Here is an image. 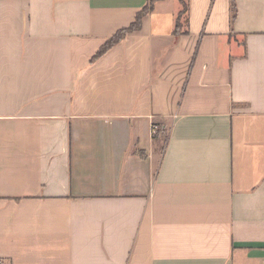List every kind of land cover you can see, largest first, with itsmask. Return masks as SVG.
Masks as SVG:
<instances>
[{"label": "crops", "instance_id": "crops-1", "mask_svg": "<svg viewBox=\"0 0 264 264\" xmlns=\"http://www.w3.org/2000/svg\"><path fill=\"white\" fill-rule=\"evenodd\" d=\"M183 1L0 0V264H264V0Z\"/></svg>", "mask_w": 264, "mask_h": 264}, {"label": "trees", "instance_id": "trees-1", "mask_svg": "<svg viewBox=\"0 0 264 264\" xmlns=\"http://www.w3.org/2000/svg\"><path fill=\"white\" fill-rule=\"evenodd\" d=\"M181 3V10L178 14V16L182 15L184 12H186V4L183 0H180ZM148 10V6H145L142 10H140L136 16H135V20L131 23L130 26H128L127 28H123L118 30L115 34H113L111 37H109L103 44L102 46L96 51V53L91 57V61L97 59L98 57H100L101 55H103L108 49H110L114 44H116L117 42H119L128 32L133 31L135 29L138 28L141 17L144 13H146V11ZM235 16V6L234 3L231 2V15L230 18L233 19ZM179 18V17H178ZM177 18V20H178ZM175 28L173 31V35L177 36L178 32L176 27L178 26V22H176L175 24ZM155 127V129L153 130L154 132V136L161 133L162 131H165L162 129V126L160 125V123L154 122L153 125ZM164 138L167 137L166 132L163 134Z\"/></svg>", "mask_w": 264, "mask_h": 264}, {"label": "built area", "instance_id": "built-area-1", "mask_svg": "<svg viewBox=\"0 0 264 264\" xmlns=\"http://www.w3.org/2000/svg\"><path fill=\"white\" fill-rule=\"evenodd\" d=\"M155 129V127L154 126H152V130H154Z\"/></svg>", "mask_w": 264, "mask_h": 264}]
</instances>
